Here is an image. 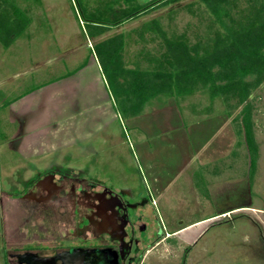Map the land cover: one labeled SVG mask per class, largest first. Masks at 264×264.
I'll return each instance as SVG.
<instances>
[{"label": "rangeland", "instance_id": "374dc122", "mask_svg": "<svg viewBox=\"0 0 264 264\" xmlns=\"http://www.w3.org/2000/svg\"><path fill=\"white\" fill-rule=\"evenodd\" d=\"M131 1L17 0L29 9L32 20L13 44L0 42V259L4 260L3 246L11 250L45 243L52 249L67 241L83 245L103 242L100 212L88 205L98 199L88 193L97 190L87 192L85 185L73 190V184L65 183L61 197L54 195L53 199L11 195L32 183L39 172L59 166L74 169L72 173L80 171L111 188L130 189L138 201L146 198L150 209L147 205L138 208V214L144 216L138 224L147 221L149 213L170 231L196 222L194 227L183 228L171 242L151 250L144 264H182L188 247L186 264H264V83L233 109L221 96L212 98L205 89L184 99L156 94L145 103L148 111L172 108L171 114V110L181 109L189 123L197 124L184 127L189 143L195 149L194 145L212 138L215 142L207 155H218L207 165L180 163L183 160L176 159L180 153L186 158L194 155V149H181L180 126L172 117L170 124L177 139L170 136V142L176 141L165 149V159L154 160L160 182H171V186L158 199L155 174L148 163L154 158L151 154L163 151L155 152L157 143L168 142L162 140L161 128L154 121L163 116L145 111L137 117L123 113L95 46L123 34L126 65H147L148 57L159 54L160 42L152 39L153 32L142 37L146 22L160 19L170 34L185 31L194 42L205 34L209 18L201 0H179L95 38L88 35L84 11H119ZM133 1L144 4L151 0ZM247 103L252 106L249 114L257 143L254 165L247 141L236 127L243 122ZM204 124L217 125L212 137V129L201 130ZM41 150L45 152L39 154ZM36 152L38 155H33ZM207 172L217 176L215 181L231 184L212 192L211 187V195L205 197L212 182ZM187 179L197 188L188 186ZM36 189L42 191L43 185ZM151 197L157 198L155 204ZM227 209L231 210L221 213Z\"/></svg>", "mask_w": 264, "mask_h": 264}, {"label": "trees", "instance_id": "16d2710c", "mask_svg": "<svg viewBox=\"0 0 264 264\" xmlns=\"http://www.w3.org/2000/svg\"><path fill=\"white\" fill-rule=\"evenodd\" d=\"M177 1L151 0L141 4L132 0L119 11L99 8L100 13L90 14L82 10L86 31L95 38L127 20ZM201 1L209 21L205 34L194 42L185 31L170 34L160 19L145 23L142 37L153 32L152 39L160 42L159 54L148 57L147 65H126L123 34L96 43L101 69L126 116L141 113L156 94L184 99L199 89L207 90L212 98L221 96L233 109L264 83V0ZM189 7L194 12V5ZM31 20L29 9L18 5L17 0H0V42L4 46L13 44ZM234 100L235 104H231ZM251 108L249 103L244 106L243 122L236 127L247 141L254 165L257 143Z\"/></svg>", "mask_w": 264, "mask_h": 264}, {"label": "flooded vegetation", "instance_id": "af4514ba", "mask_svg": "<svg viewBox=\"0 0 264 264\" xmlns=\"http://www.w3.org/2000/svg\"><path fill=\"white\" fill-rule=\"evenodd\" d=\"M72 170L74 169L52 166L44 172H39V176L32 183L22 187L19 193L12 192L11 195L20 198L26 196L31 199L34 197L47 200L53 199L54 195L61 197L65 183L73 184V190H76V186L79 188L81 185L87 187V192L89 189L97 190L96 193H88V196L98 197L97 200L93 199L88 205L93 211L100 212L104 229L103 242L94 245H83L67 241V243L63 245L61 243L58 247L52 249L47 247L45 243H43V246L38 247L11 249L7 252L6 257L9 264H36V259L32 257H19V254L26 253L37 254L41 258H45L46 261L43 264H83L79 257L66 255L67 252L78 249L84 252L93 249L103 250L109 264H144L146 256L151 250L156 249L162 242H171V239L179 234L183 228H187L186 226L170 231L164 225H161L162 221L153 219L154 216L150 213L145 215L148 218V220L145 218L147 221L138 224V220L144 217L142 213L138 214V208L147 205L148 211L150 209V202L146 201V198L143 202L142 200L138 201L130 189L111 188L80 171L72 173ZM69 178L71 181L67 182ZM37 185H43L40 192L47 190L48 193L43 195L44 193L37 191ZM151 202L156 203L155 197H151ZM143 243L146 244L145 248H142ZM189 249L190 247L184 250L182 264H186V259L190 253ZM62 254H65V258L62 257Z\"/></svg>", "mask_w": 264, "mask_h": 264}, {"label": "crops", "instance_id": "0c3cea01", "mask_svg": "<svg viewBox=\"0 0 264 264\" xmlns=\"http://www.w3.org/2000/svg\"><path fill=\"white\" fill-rule=\"evenodd\" d=\"M170 98H174L175 99V97H167V99H170ZM170 109H172V108H164V107H159L158 108L157 107V109H151V111H148L147 109L143 108V110L141 111V113H139V114H137V115L134 116V117H137L138 115H141L144 111H145V114H147V112H150V113L152 112L153 114L157 113L158 116H163L162 118L159 117L158 119H156L154 121H155L157 127H160L161 128L162 136H164L162 138V140H164V141L165 140L166 141L168 140V142H163V143L162 142H158L157 143V145L155 146L156 147V149H155L156 151L155 152L157 153L158 150H163V151L160 152L157 155L156 154H151V155H154V158L152 159V161H149V163H148V168L151 169V170H153V175L155 174L154 175V181L156 182V187H155L156 189L155 190L157 191L156 192V195H157L156 197H158V199H159L160 196L165 195L166 194V190L171 186V182H169V183H167V182L161 183L160 182V177L157 175L158 173L156 171L158 169L157 162H154V160H156V159H160V160L165 159L166 153H167L165 151V149H168V148L170 149L171 148L170 145L172 143H175L174 141H176V140H174V141L170 142L171 140H169L171 137L172 138L173 137L176 138V133L172 132L174 128L170 124L171 123L170 121H171V118L172 117L175 119V121H177V127L180 126L178 129H180V131H181V133H180L181 134V137L180 138L178 137V139L180 140V142H182L181 145H180L181 146V149L182 148L183 149L184 148L189 149L191 146L194 149L193 145H191L189 143V141H188L189 139H188V137H186V134L184 133L183 130H184V127L185 126L187 128V126H194V125H197V124H194V123L191 124V123H189L188 122V119L186 120L185 119L186 117L184 118V116H183L184 113L181 111V109H179V108L178 109H175L176 111H174V110L172 111L171 110V114L169 113L170 112L169 111ZM177 116H179V118ZM155 123L153 122V126L154 127L156 126ZM202 129H212V131L210 132V133H212L211 134V137H212V135L217 130V125H215L213 128L210 127V126H208V125H205L204 128H201V130ZM151 132H152L153 135H156L157 138L160 137V135L158 134V132L157 133L154 132V131H151ZM188 135H189V133H188ZM180 142H178V143H180ZM214 142H215V140H213L212 138H209V139L208 138L207 139L205 138L203 140V142H202L201 145H194V146H196L195 149L193 150L194 151V155L186 156V158H185V156L183 155V153H180V155L178 154L179 157H177L176 159L183 160L182 162H180L178 160V162H180V163H184V164L190 163V165L194 164L195 162H197V164H199L200 166L201 165L210 164V163L214 162L216 160V158L218 157V155L217 156H215V155L214 156H208L207 155L208 154L207 152L209 151L208 150L209 146L211 144L213 145ZM152 149L154 150V147H152ZM42 152H45V151L44 150H41V151H39V154L42 153ZM210 152L211 153L212 152L215 153L214 151H210ZM34 154L35 155H38V152L33 153V155ZM220 157H222V156H220ZM225 158H229V157L228 156H224V159ZM228 164H230V163H228ZM155 167H157V168H155ZM209 172H207L206 175L209 178V180H211L212 182H211V184H209V187L207 188L208 192L204 195L205 197L206 196H210L211 195V192L214 191L215 188H219L220 185H225L226 186L227 183L231 184L229 181H227V183L225 184L223 181H220L221 179L219 181H215V179H216L215 177H217V176H214L213 174H211ZM211 175H213L214 177H212ZM227 178H230V176L227 177ZM187 181H188V184H187L188 186H193L195 189L197 188V185H195L194 183L193 184L191 183L192 182V179H190V182H189L188 179H187ZM211 187L213 188V190H211V192H210L209 190L211 189ZM155 201H157V198H155ZM240 207H244V205L243 206H240ZM238 208L239 207H236L234 209H238ZM229 210H231V209L223 210L221 213H226ZM195 223L196 222H192V223H190L188 225H185V226H180V227L178 226V227H176V229H180V228H183V227H186V226H187V228L194 227ZM181 232H184V231H180V233ZM2 244H4V242H2ZM8 251L9 250H6L5 246L2 247V253H3L2 256H3L4 260L0 259L1 264H9L8 261H7V259H6L7 252Z\"/></svg>", "mask_w": 264, "mask_h": 264}, {"label": "water", "instance_id": "95a60500", "mask_svg": "<svg viewBox=\"0 0 264 264\" xmlns=\"http://www.w3.org/2000/svg\"><path fill=\"white\" fill-rule=\"evenodd\" d=\"M73 255L77 256L81 259L83 264H109L108 263V258L105 255V252L103 250H89V251H82V250H73L71 252H67L66 255ZM63 255V256H62ZM59 256H62L65 258V254H62ZM19 257H32L33 259H36V264H43L46 259L39 257L37 254L33 253H26V254H19Z\"/></svg>", "mask_w": 264, "mask_h": 264}]
</instances>
